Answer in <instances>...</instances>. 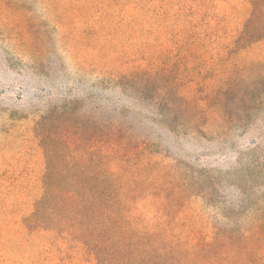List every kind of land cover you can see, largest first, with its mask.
<instances>
[{"label": "rangeland", "instance_id": "1", "mask_svg": "<svg viewBox=\"0 0 264 264\" xmlns=\"http://www.w3.org/2000/svg\"><path fill=\"white\" fill-rule=\"evenodd\" d=\"M250 10L249 0H0V264L55 263L25 217L63 126L125 129L146 144L148 171L135 166L129 188L140 210L171 207L175 224L206 226L224 208L264 209V169L251 168L264 150V39L233 43Z\"/></svg>", "mask_w": 264, "mask_h": 264}, {"label": "trees", "instance_id": "2", "mask_svg": "<svg viewBox=\"0 0 264 264\" xmlns=\"http://www.w3.org/2000/svg\"><path fill=\"white\" fill-rule=\"evenodd\" d=\"M249 3L247 29L233 42L240 48L264 39V0ZM205 115L195 113V123L207 124ZM50 134L43 192L25 224L47 240L54 264H264V209L224 208L218 211L224 219L220 225H177L179 210H140L132 204L143 196L129 188L135 166L148 171L146 144L132 143L120 128L63 126ZM251 168L264 169V150L256 152ZM147 179L144 175L141 183ZM248 216L250 223L241 225Z\"/></svg>", "mask_w": 264, "mask_h": 264}]
</instances>
